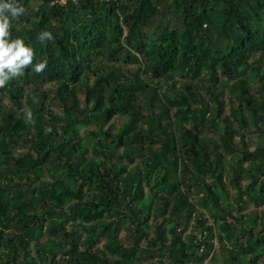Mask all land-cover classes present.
I'll return each instance as SVG.
<instances>
[{
	"label": "trees",
	"instance_id": "16d2710c",
	"mask_svg": "<svg viewBox=\"0 0 264 264\" xmlns=\"http://www.w3.org/2000/svg\"><path fill=\"white\" fill-rule=\"evenodd\" d=\"M33 1L17 0L25 13L9 27V39L32 47V64L0 88V264H168L153 259L156 245L172 264H205L213 226L200 214L197 235L185 232L198 204L222 214L227 261L258 264L264 222L245 226L241 212L247 200L264 206V143L249 153L245 141L251 131L264 139V0ZM42 31L53 39L41 43ZM40 61L46 67L36 73ZM121 63L137 68L125 73ZM252 64L255 90L236 78ZM201 68L200 85L164 93L153 85L177 69L187 77ZM223 77L237 80L231 89L240 103L229 115L217 87ZM117 115H126L123 127L107 128ZM235 151L248 168H226ZM154 216L161 222L152 224ZM127 222L132 246L118 239ZM109 233L114 238L100 247Z\"/></svg>",
	"mask_w": 264,
	"mask_h": 264
},
{
	"label": "rangeland",
	"instance_id": "374dc122",
	"mask_svg": "<svg viewBox=\"0 0 264 264\" xmlns=\"http://www.w3.org/2000/svg\"><path fill=\"white\" fill-rule=\"evenodd\" d=\"M34 6L39 7L40 3L37 2L36 0L33 1L32 3ZM32 14V13H31ZM169 17H172L171 19V23L169 24V26H174L176 24V18L174 17L173 14H171ZM161 18V19H160ZM158 18L154 25H152L151 30L150 31H154V29H156V26L159 24V21H163L165 18H168L166 16H162ZM254 58H251L249 60L250 63L253 62ZM118 68H121L125 73H128V71H135L137 66L135 65H124L123 63L118 64L117 66ZM263 67H264V58H263ZM130 73V72H129ZM207 74V70L204 68H201L200 70H198V73H189L187 77H184L181 74V70L177 69L176 71H174L173 73V78L171 80H167V79H161V80H153V85L157 82V84H159L161 93L165 92L166 90H168L169 88H171L172 85H175L177 89H181L183 88V86L186 83H193L194 85H200L202 81V78ZM92 75V74H91ZM143 77L146 78V80L148 82L149 79L143 74ZM236 78H239L241 80H244L248 83V85L250 87L253 88V90H255L256 85L258 84L259 81V77L256 74V72L253 69V64L251 65L250 68H246L242 74H240L239 76H237ZM152 79V78H151ZM237 81L236 79L230 80L227 79L225 77H223L221 79V81L217 84L218 88H221L223 93L221 95V99L224 100L225 102V106H224V114L225 115H229L231 112V107L233 105L238 106L240 101L238 99V96L232 91L231 86H233V83ZM45 89H50L51 86H45ZM84 87H81V90H83ZM83 95H81L80 98V102L83 103ZM47 106L50 107L52 110L56 111L57 113L61 112L60 106L58 105V103L54 100V99H49V101L47 102ZM125 121H127L126 115H117L111 122L108 123V125L106 126L107 128L111 127L114 130H118L121 127H123V125L125 124ZM247 126L250 128H253V123H252V119L250 117L247 116ZM220 127L223 129L222 124H220ZM90 129H95L94 125H91L90 128L85 129L82 131V135L85 137H88V130ZM234 129L239 130V132H242V130L239 128V126L237 124H234ZM213 130V128H212ZM209 133L212 135V133L209 131ZM91 138H94L92 136H90ZM237 141H239V138H236ZM245 141L247 142V147L246 150H248V152H254L256 150V148L258 147L259 143H264V139L255 131H251L249 134L246 135ZM27 149H31L30 145H26L25 148L24 147H19L18 148V154H22L24 153V151H27ZM235 161H233L231 159L232 154H228L225 157V166L228 169L229 167V171H230V167L231 165L235 166L237 165V162H239L241 164V167L243 168H248L251 164L248 160H242V154L239 151H235L234 155ZM237 159V160H236ZM137 161H139L137 159ZM136 161V162H137ZM55 169H52L53 174L55 175H59L62 173H60V171H58L56 173ZM48 172L45 173L44 178L48 179ZM228 177L230 178V174L228 175ZM228 178V179H229ZM212 182V180L210 181ZM249 179L244 178L242 183L243 184H248ZM213 185V182L210 183ZM214 186V185H213ZM215 190V189H214ZM147 191V189H146ZM232 193L234 194V190H231ZM148 192V191H147ZM198 199V195L193 193V195L191 196V200L196 201ZM244 209L241 212V214L243 215V222L245 223V226H251V227H255L258 226V224H261L264 222V206H258L256 205L254 202H252L251 200H247L246 203L243 205ZM213 209H211L208 206H204V205H200L198 204L197 206V210H196V216L193 217L192 221L190 222L187 230L185 231L187 235L194 233L197 235V228H196V220L197 217L200 215V217L204 218L206 221V223L211 224V226H213L214 231L216 233V237L213 239L214 242V249L212 251L211 256L205 260V264H230V262L227 261V257H228V252L226 249H223V245H222V241L220 240V237H223L226 233L225 231L222 229L221 223H222V219H224L222 217V214L220 213L218 216L215 215L212 211ZM256 212V214L254 215L253 213ZM235 215L236 212H233ZM168 216V215H167ZM254 216V217H253ZM226 220H228L229 222H231L232 224L237 223L236 222V218L232 217V215L230 216H225ZM162 217H156L154 216V218L152 219V224H154V222H161ZM253 221L255 222V224L253 223ZM255 225V226H254ZM154 225H152L153 227ZM185 227V225H181L180 226V230H183V228ZM133 225L131 223H126L125 225H123L121 227V230L118 233V239L121 243H123L125 246H132V244H134L136 241L134 240V236H133ZM261 227H259L258 229H260ZM257 229V230H258ZM48 231V223L45 224V228L43 230V235L41 237L40 242L45 243L48 237L47 234ZM200 234V232L198 233ZM113 237V234H108L107 236H105V240L102 239V241L100 242L99 246L102 247V245L108 241L111 240ZM57 239H60V237L58 236ZM187 239V238H186ZM209 241V240H208ZM145 243V242H144ZM188 247H190V243L187 242ZM226 248L229 249V244H225ZM156 249V257H154L153 259H159V261L161 260H165L168 264H172L170 261H168L165 257V254H163V251L160 249L159 245L155 246ZM30 257H35L36 256V247L35 244H32V247L30 249ZM250 256V255H249ZM29 257V256H28ZM26 258L24 256H21L19 258V260H25ZM152 259L151 258H145L144 260H141L140 264H145L146 261L150 262ZM136 262V261H134ZM258 264H264V257H262Z\"/></svg>",
	"mask_w": 264,
	"mask_h": 264
},
{
	"label": "clouds",
	"instance_id": "9594fccd",
	"mask_svg": "<svg viewBox=\"0 0 264 264\" xmlns=\"http://www.w3.org/2000/svg\"><path fill=\"white\" fill-rule=\"evenodd\" d=\"M25 13L23 5L17 0H0V88L13 77L22 75L26 66L32 64L34 51L27 46L20 37L9 39L10 18L16 19ZM37 39L44 43L52 40V34L42 31ZM46 67V61L37 62L33 66L36 73H40ZM26 118L31 117L30 111L25 112Z\"/></svg>",
	"mask_w": 264,
	"mask_h": 264
},
{
	"label": "built area",
	"instance_id": "2783aa9c",
	"mask_svg": "<svg viewBox=\"0 0 264 264\" xmlns=\"http://www.w3.org/2000/svg\"><path fill=\"white\" fill-rule=\"evenodd\" d=\"M74 2H76L77 0H73ZM62 3H66L67 0H61Z\"/></svg>",
	"mask_w": 264,
	"mask_h": 264
},
{
	"label": "bare ground",
	"instance_id": "6f19581e",
	"mask_svg": "<svg viewBox=\"0 0 264 264\" xmlns=\"http://www.w3.org/2000/svg\"><path fill=\"white\" fill-rule=\"evenodd\" d=\"M7 260V259H6Z\"/></svg>",
	"mask_w": 264,
	"mask_h": 264
}]
</instances>
